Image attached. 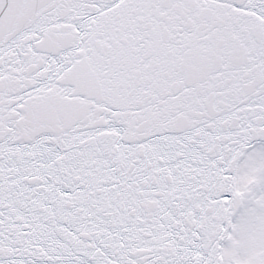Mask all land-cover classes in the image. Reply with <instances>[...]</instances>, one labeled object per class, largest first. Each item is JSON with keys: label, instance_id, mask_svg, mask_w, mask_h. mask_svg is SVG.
<instances>
[{"label": "snow or ice", "instance_id": "snow-or-ice-1", "mask_svg": "<svg viewBox=\"0 0 264 264\" xmlns=\"http://www.w3.org/2000/svg\"><path fill=\"white\" fill-rule=\"evenodd\" d=\"M0 264H264V0H0Z\"/></svg>", "mask_w": 264, "mask_h": 264}]
</instances>
